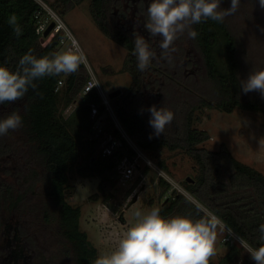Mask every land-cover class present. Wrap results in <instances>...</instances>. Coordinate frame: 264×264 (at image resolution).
<instances>
[{"label": "trees", "instance_id": "obj_1", "mask_svg": "<svg viewBox=\"0 0 264 264\" xmlns=\"http://www.w3.org/2000/svg\"><path fill=\"white\" fill-rule=\"evenodd\" d=\"M83 1L53 0L50 6L63 16ZM149 3L150 0H90L88 6L101 32L127 50L123 70L130 74L131 81L120 94L110 98L121 127L106 110L96 89L80 94L90 77L85 62L77 72L66 76L58 91L55 88L63 74L35 81L37 88H30L20 100L24 106L19 111L22 129L31 152L26 153L28 170L14 175L17 178L12 183L0 175V210L7 211L5 219L9 220L5 223L0 214V237L7 235L0 247L4 255L1 264H51L45 253L40 257L26 224L32 211L27 202L28 193L38 191L37 181L45 184L48 201L44 203L43 215L48 223L54 222L62 254L73 264H93L98 249L80 226L81 206L67 199L72 186L71 173L75 170L81 177H99L98 192L91 198L97 199L102 194L107 206L113 208L110 199L119 179L117 167L124 157L132 158L136 153L123 132L165 171L169 167L161 154L166 151H182L193 162L194 172L182 184L194 200L172 189L171 182L159 176L161 215L193 218L214 215L246 243L259 246L257 229L264 224V173L234 156L224 142L218 149L203 146L210 133L198 126L206 109L212 108L228 113L236 109L257 111L264 116L261 94L255 91L245 94L240 87V82L245 80L241 43L226 18L223 23L208 20L193 25L198 32L195 39L185 34L175 42L177 51L170 65L158 59L159 37H151L144 29ZM13 13L22 28L19 37L7 23ZM45 16L47 10L38 0H0V65L15 70L19 59L29 50L37 57L58 52L62 31L46 44L42 41L39 27ZM134 33L143 35L157 54V59L144 72L138 70L133 54ZM196 79L207 85L204 91L198 89ZM17 102L0 105L4 111L0 119L9 114L10 108L19 110ZM75 102V109L64 115L65 109ZM93 105L100 117H92ZM152 105L166 107L174 113L173 122L159 136L154 135L149 125L147 109ZM141 109H144L142 114ZM97 118L103 124L100 131L93 128ZM11 133L12 130L8 134ZM109 134L116 142L112 153L103 155L100 144ZM6 148L9 152L13 150L6 144L5 136H0V165ZM150 168L145 166L143 172ZM25 184L28 187L20 190ZM51 207L55 210L51 211ZM198 209H201L199 215ZM228 246V252L219 261L210 259L209 264H231L240 258L253 261L240 243Z\"/></svg>", "mask_w": 264, "mask_h": 264}, {"label": "rangeland", "instance_id": "obj_2", "mask_svg": "<svg viewBox=\"0 0 264 264\" xmlns=\"http://www.w3.org/2000/svg\"><path fill=\"white\" fill-rule=\"evenodd\" d=\"M38 1L47 10L46 18L44 17L45 19L41 21L43 31L53 20L54 12L61 17L65 24L64 29L73 38H76L78 50L82 51L85 56V65L97 77L104 94L109 96L113 90L121 89L122 91L129 85L131 76L123 70V60L127 50L102 33L94 23L88 9L90 0H84L75 5L63 16L50 6L53 0ZM230 6L231 0H221L220 7L222 9H227ZM226 19L241 43L242 74L246 80L252 71L264 69V8L259 6L258 0H241L239 10ZM46 23L47 26H45ZM42 35L44 43L50 34L44 36L43 33ZM67 45V41L65 44H61L58 47V52L62 53ZM66 76L62 75L64 83ZM195 84L199 90L204 91L207 88V85L200 79H196ZM16 105H19V110L10 108L8 112L19 113L22 111L24 107L22 102L19 101ZM75 105L66 108L64 115H69L75 109ZM3 112L0 108V113L4 114ZM198 126L210 133V138L202 143L203 146L209 149H218L224 142L234 156L257 167L264 173V147L259 145L260 137H264V116L262 113L242 109H236L232 113L216 108L206 109L203 120ZM25 141L26 136L22 127L5 135L6 144L12 146L13 150L9 152L6 148L7 153L1 157L0 175L2 178L8 179L9 182L13 181L15 177L17 178L14 175L18 172L28 170L26 153L30 154L31 151L29 144ZM161 156L165 159L169 171H165L153 158L156 162L153 160L154 166L148 172H143L144 165H142L131 181L122 183L118 179L114 197L110 199L114 209L107 206L102 194L97 199L91 198L92 194L98 192L99 177H81L75 170L71 173L72 186L67 199L72 204L81 206L80 226L88 233L89 239L97 247L98 255L115 249L128 227L134 223L132 215L134 210L159 207L161 204L158 184L160 175L171 182L172 189L175 188L194 200V197L182 184V181L194 172L192 160L182 151H166ZM8 172H11L12 175L7 176ZM26 187L28 185H21L19 189L24 191ZM37 189L38 191L35 193L31 191L28 193L27 202L32 211L26 224L40 250V257H44L45 253L48 261L51 260V264H73L71 259L62 254L58 236L55 234L54 222L48 223L44 218L43 207L44 203L48 201L45 197L44 182L37 181ZM53 210L55 209L51 207V211ZM0 214L1 218L5 219L7 211L3 208L0 210ZM7 221L5 219V223ZM227 228L224 226V222L222 223L218 219L214 245L215 255L210 257L211 260L217 262L228 252L229 246L223 241ZM6 236L0 237V247L5 243ZM241 242L244 241L238 243L241 244ZM3 256L0 253V264L4 263ZM240 260L242 258L231 264H238Z\"/></svg>", "mask_w": 264, "mask_h": 264}, {"label": "clouds", "instance_id": "obj_3", "mask_svg": "<svg viewBox=\"0 0 264 264\" xmlns=\"http://www.w3.org/2000/svg\"><path fill=\"white\" fill-rule=\"evenodd\" d=\"M240 2L231 0V6L222 9L221 0H150L143 26L151 37H159L158 59L171 65L173 53L177 51L175 42L185 34L189 39L197 37L198 32L193 25L208 20L223 23L226 17L239 10ZM258 2L264 8V0ZM7 23L17 37L22 34L15 13L8 17ZM133 43L137 68L144 72L157 59V54L143 35L134 33ZM84 62L83 52L76 48L42 57L29 50L19 59L15 70L0 65V105H11L24 99L30 88H37V80L77 72ZM240 87L245 94L257 91L264 98V69L252 71L246 80L240 82ZM140 111L142 114L144 109ZM147 111L154 135L164 134L166 127L174 120L173 111L166 107L157 108L156 105ZM22 123L20 113L12 111L0 119V136L7 135L10 130H18ZM259 145L264 147V137H260ZM200 211L197 210L198 215ZM132 215L134 223L128 227L115 249L98 255L93 264H209L210 257L215 255L218 224L215 216L166 217L155 206L147 210H134ZM257 231L259 246L241 242V247L250 254L255 264H264V224H260Z\"/></svg>", "mask_w": 264, "mask_h": 264}, {"label": "built area", "instance_id": "obj_4", "mask_svg": "<svg viewBox=\"0 0 264 264\" xmlns=\"http://www.w3.org/2000/svg\"><path fill=\"white\" fill-rule=\"evenodd\" d=\"M52 17H53V20L51 22H55V25H54V27L52 29V32L50 33V35L47 37L46 41L44 42V44H46L48 41H50V39L52 37H54V35L56 33L62 31V36L60 38V45L61 44H65L66 41H67V44H68L66 49H64L62 52L67 51V50L72 49V48L78 49V44H77L76 38H73L70 35V33H67V31L64 29L65 24L62 21L61 17L58 16L55 12H54V15ZM45 26H47V23H46ZM39 31L42 34L44 33L43 27H42L41 24H40V27H39ZM42 37H43V35H42ZM63 85H64V80L63 79H59L58 82H57L55 90L58 91ZM92 89H96L99 92V94H100V96L102 98V103L106 106V110L111 113V115L115 119L118 127H121V125H120L119 121L117 120V117H116V115H115V113L113 111V108H112V105H111V102H110V97L106 93L104 94L103 90L100 87V84L98 82L97 77L95 76V74L93 72H90V77L88 78V80L84 84V87H83V89H82L80 94H85V93L91 91ZM74 104H76V102L71 104L70 106H72ZM100 115L101 114H99L98 108L93 105V107H92V117H100ZM93 128L97 129L98 131H100L103 128L102 121L99 118L96 119ZM123 134L128 139L129 143L136 150V153H135V155L132 158L124 157L121 160V162L119 163L118 167H117L118 174H119V181H121L122 183H126V182H129V181H131L133 179L136 171L140 168V166L142 167V165H144V168H145V166L153 167L154 166V161L144 151H142L131 140V138L125 132H123ZM115 142H116V140H114V138H113V136L111 134L106 135L102 139L101 144H100L101 153L103 155L111 154L112 151H113ZM212 216H214V215H212ZM222 223H223V221H222ZM224 226L228 227L225 223H224ZM223 241L226 244H229V243L233 244V243H236V242H239V241H244V240L237 233H235L231 228L228 227L227 231H226V234L223 236ZM238 264H255V262L254 261H243V260H240Z\"/></svg>", "mask_w": 264, "mask_h": 264}, {"label": "water", "instance_id": "obj_5", "mask_svg": "<svg viewBox=\"0 0 264 264\" xmlns=\"http://www.w3.org/2000/svg\"><path fill=\"white\" fill-rule=\"evenodd\" d=\"M54 25H55V22H51V23L46 27V29H45V31H44V36H48V35L51 33V31H52ZM42 40H43V38H42ZM120 93H121V89H115V90H113L112 92H110L109 97H110V98H113V97H115L116 95H118V94H120Z\"/></svg>", "mask_w": 264, "mask_h": 264}]
</instances>
